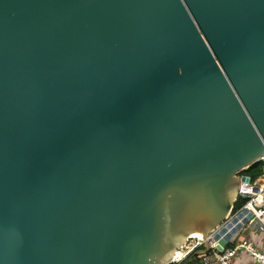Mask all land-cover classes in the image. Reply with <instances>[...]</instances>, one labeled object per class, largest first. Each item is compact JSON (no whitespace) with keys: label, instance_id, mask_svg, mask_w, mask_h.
Listing matches in <instances>:
<instances>
[{"label":"water","instance_id":"95a60500","mask_svg":"<svg viewBox=\"0 0 264 264\" xmlns=\"http://www.w3.org/2000/svg\"><path fill=\"white\" fill-rule=\"evenodd\" d=\"M263 159L264 0H0V264H166Z\"/></svg>","mask_w":264,"mask_h":264},{"label":"built area","instance_id":"2783aa9c","mask_svg":"<svg viewBox=\"0 0 264 264\" xmlns=\"http://www.w3.org/2000/svg\"><path fill=\"white\" fill-rule=\"evenodd\" d=\"M242 172L238 174L239 177L245 175ZM249 178L248 182L240 181L234 206L241 198L246 199L245 203L237 211H235L233 206L226 220L219 227L210 231L206 235L205 241L199 242L196 238L188 237L176 250V254L179 253L181 256L178 258L176 255H173L171 260L166 264H184L194 257L201 258L203 264H212L213 262H217L218 264H235L233 260L240 251H245L251 257L254 264H264V251L258 249L248 239L238 240L241 230L247 226H255L259 233L264 235V171L255 180H252L251 177ZM243 210H247L251 214V218L231 237L224 250L220 252L217 249L218 241L215 239L216 234L236 219ZM239 222H242V220H239ZM206 240L209 243L208 252L202 250Z\"/></svg>","mask_w":264,"mask_h":264},{"label":"crops","instance_id":"0c3cea01","mask_svg":"<svg viewBox=\"0 0 264 264\" xmlns=\"http://www.w3.org/2000/svg\"><path fill=\"white\" fill-rule=\"evenodd\" d=\"M245 228H249L250 232L248 236H239V241L248 239L254 243V245L264 251V235L259 233L255 226H247ZM187 262V261H186ZM185 262V263H186ZM233 262L235 264H254L251 257L245 252L240 251L236 254ZM212 264H218L217 262H213Z\"/></svg>","mask_w":264,"mask_h":264},{"label":"trees","instance_id":"16d2710c","mask_svg":"<svg viewBox=\"0 0 264 264\" xmlns=\"http://www.w3.org/2000/svg\"><path fill=\"white\" fill-rule=\"evenodd\" d=\"M264 171V160H260L253 165H251L249 168L244 170L242 174H245L252 178V180L257 179L260 175L263 174ZM246 199L241 198L238 200V202L235 204L234 209L237 211L244 203Z\"/></svg>","mask_w":264,"mask_h":264},{"label":"bare ground","instance_id":"6f19581e","mask_svg":"<svg viewBox=\"0 0 264 264\" xmlns=\"http://www.w3.org/2000/svg\"><path fill=\"white\" fill-rule=\"evenodd\" d=\"M233 231V229L232 230H230V233ZM189 238H196L197 240H199V242H202V241H205V236L203 237V236H201V235H199V234H191L190 236H189ZM177 250V249H176ZM173 255H176V257H180L181 255L179 254V253H177L176 254V251H174V253H173ZM173 257V256H172Z\"/></svg>","mask_w":264,"mask_h":264},{"label":"rangeland","instance_id":"374dc122","mask_svg":"<svg viewBox=\"0 0 264 264\" xmlns=\"http://www.w3.org/2000/svg\"><path fill=\"white\" fill-rule=\"evenodd\" d=\"M249 232H250L249 228H243L240 232V236H248ZM184 264H186V263H184Z\"/></svg>","mask_w":264,"mask_h":264}]
</instances>
